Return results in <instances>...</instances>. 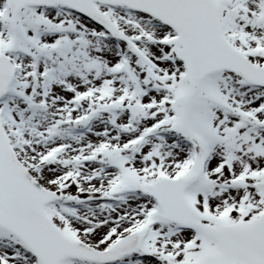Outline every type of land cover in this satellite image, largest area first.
<instances>
[{
    "label": "snow or ice",
    "instance_id": "1",
    "mask_svg": "<svg viewBox=\"0 0 264 264\" xmlns=\"http://www.w3.org/2000/svg\"><path fill=\"white\" fill-rule=\"evenodd\" d=\"M0 264H264V0H0Z\"/></svg>",
    "mask_w": 264,
    "mask_h": 264
}]
</instances>
